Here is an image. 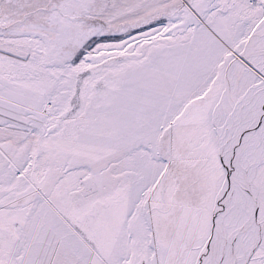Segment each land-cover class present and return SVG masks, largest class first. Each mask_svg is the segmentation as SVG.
<instances>
[{"label":"snow or ice","instance_id":"obj_1","mask_svg":"<svg viewBox=\"0 0 264 264\" xmlns=\"http://www.w3.org/2000/svg\"><path fill=\"white\" fill-rule=\"evenodd\" d=\"M0 264H264V0H0Z\"/></svg>","mask_w":264,"mask_h":264}]
</instances>
